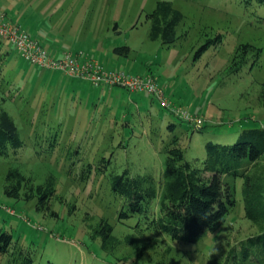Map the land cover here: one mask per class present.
Segmentation results:
<instances>
[{"label":"rangeland","instance_id":"obj_1","mask_svg":"<svg viewBox=\"0 0 264 264\" xmlns=\"http://www.w3.org/2000/svg\"><path fill=\"white\" fill-rule=\"evenodd\" d=\"M159 1L183 14L172 45L150 37L148 14ZM3 5L17 23L53 44L100 60L115 58L118 67L135 74H153L171 105L119 85L79 79V86L76 77L40 68L0 42V109L13 116L24 141L17 151L0 155V223L18 247L31 251L35 264H209L229 244L260 233L262 227L245 213L243 181L230 178L237 185V204L223 226L195 243L165 238V244L138 257L122 241L136 218L120 221L123 198L112 190L110 175L129 169L159 180L165 144L175 136L186 158L197 162L207 156V141L234 143L244 128L264 125V6L244 0H3ZM218 34L222 40L198 56ZM245 43L261 54L250 50L248 62L232 72V59ZM124 45L128 55L115 51ZM174 106L191 118L175 113ZM258 164L251 170L257 177L264 175V157ZM11 166L35 184L55 179L56 193L46 206L37 198L5 194ZM102 219L120 238L110 252L98 233ZM256 249L264 255L262 244ZM0 264L13 263L0 256Z\"/></svg>","mask_w":264,"mask_h":264},{"label":"trees","instance_id":"obj_2","mask_svg":"<svg viewBox=\"0 0 264 264\" xmlns=\"http://www.w3.org/2000/svg\"><path fill=\"white\" fill-rule=\"evenodd\" d=\"M246 4L264 6V0H244ZM151 20L150 37L161 39L163 44H174L178 25L183 14L169 1H159L148 14ZM221 34L208 39L198 50L200 56L210 43L221 41ZM256 48L250 43L241 44L234 55L230 69L240 71L248 62V52ZM257 55L261 54V49ZM119 54L128 55L127 45L116 47ZM264 96V92H263ZM171 128L176 124L171 123ZM175 136L165 144L166 154L161 179L153 174L133 175L129 169L111 173L112 190L123 198L119 213L120 221L135 217L133 232L122 241L136 249L138 257L148 248L165 244L166 239L195 243L208 231L215 232L226 222L227 215L237 204V185L230 178L243 181V200L246 216L260 225L261 231L228 246L222 257H211L209 264H264V255L256 253V245L264 246V175L257 177L251 172L264 157V125L244 128L234 143L206 142L207 156L193 162L186 158ZM24 144L13 116L0 109V155H9ZM4 192L17 200L38 199L46 206L56 193V182L48 177L45 183L35 184L19 167L11 166L5 176ZM102 236V248L113 251L120 242L113 225L102 219L98 228ZM0 256H9L13 264H35L30 250L18 247L13 233L0 223ZM46 264H59L48 261ZM159 264H164L161 260Z\"/></svg>","mask_w":264,"mask_h":264},{"label":"built area","instance_id":"obj_3","mask_svg":"<svg viewBox=\"0 0 264 264\" xmlns=\"http://www.w3.org/2000/svg\"><path fill=\"white\" fill-rule=\"evenodd\" d=\"M0 40L13 45L22 57L43 69L59 70L68 76L88 80L95 85H119L129 91L157 96L163 105L171 108L165 99V88L151 73L135 74L124 68H108L99 59L84 51L62 50L53 55L44 43L29 30L14 21L0 9ZM181 117L190 119L186 109L172 107Z\"/></svg>","mask_w":264,"mask_h":264},{"label":"crops","instance_id":"obj_4","mask_svg":"<svg viewBox=\"0 0 264 264\" xmlns=\"http://www.w3.org/2000/svg\"><path fill=\"white\" fill-rule=\"evenodd\" d=\"M10 3V2H9ZM9 3H7V5H9ZM4 5H3V0H0V9H2V8H4V9H2L3 11H5L12 19H13V15L10 13V12H12L11 11V9L9 8V7H6L5 8V6L3 7ZM9 8V9H8ZM14 20V19H13ZM14 21H16V19L14 20ZM28 30V29H27ZM31 32V31H30ZM32 33V32H31ZM33 35H35L36 37H38L40 40H42V42L44 43V45L50 50V52L53 54V55H57V54H59L63 49H65V47L63 46V45H59L58 43H51L50 41H48V40H46L44 37H39V35L37 34V33H32ZM1 41H3V40H0V42ZM91 55V54H90ZM93 56V55H92ZM95 58H97L96 56H94ZM98 59V58H97ZM100 60V59H99ZM104 60V61H103ZM106 67H108V68H122V67H118V65H116V60H115V58H113V59H109L108 61L106 60V59H101L100 60ZM126 67V66H125ZM53 75H56V74H53ZM66 74H64V76H65ZM77 80V85H79V86H82V83H83V81H79V79H81V78H76ZM84 80V79H83ZM79 81V82H78ZM87 82L88 83H90V84H93L92 82H90V81H88L87 80ZM94 85V84H93ZM124 88V87H123ZM124 89H126V88H124Z\"/></svg>","mask_w":264,"mask_h":264}]
</instances>
